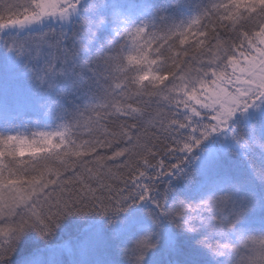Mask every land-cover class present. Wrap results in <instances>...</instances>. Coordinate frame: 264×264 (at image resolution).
<instances>
[{
	"label": "snow or ice",
	"instance_id": "snow-or-ice-1",
	"mask_svg": "<svg viewBox=\"0 0 264 264\" xmlns=\"http://www.w3.org/2000/svg\"><path fill=\"white\" fill-rule=\"evenodd\" d=\"M0 264H264V0H0Z\"/></svg>",
	"mask_w": 264,
	"mask_h": 264
}]
</instances>
